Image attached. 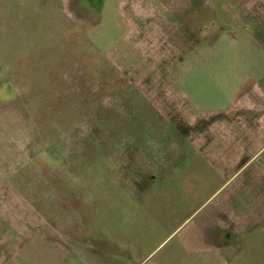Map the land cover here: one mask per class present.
Returning a JSON list of instances; mask_svg holds the SVG:
<instances>
[{
	"label": "rangeland",
	"instance_id": "rangeland-1",
	"mask_svg": "<svg viewBox=\"0 0 264 264\" xmlns=\"http://www.w3.org/2000/svg\"><path fill=\"white\" fill-rule=\"evenodd\" d=\"M72 3L0 0V260L264 264L253 187L204 202L178 185L164 95L191 59L176 20L130 26L141 11L123 0Z\"/></svg>",
	"mask_w": 264,
	"mask_h": 264
},
{
	"label": "crops",
	"instance_id": "crops-1",
	"mask_svg": "<svg viewBox=\"0 0 264 264\" xmlns=\"http://www.w3.org/2000/svg\"><path fill=\"white\" fill-rule=\"evenodd\" d=\"M60 2L67 8L73 2L76 10H83L80 0ZM123 2L126 10L141 11L140 23L130 22V26L159 28L171 19L176 20L174 43L179 50H189L187 58L191 61L172 68V93L164 95L173 102V163L189 177L183 182L179 180L178 185L192 190L190 195L199 188L204 192V202L223 187L234 186L229 196L253 187L251 202L262 207L264 0ZM94 5L100 13L105 0H94ZM224 211L232 218L246 217H240L235 208ZM253 216L264 218V214ZM0 264H5L4 260Z\"/></svg>",
	"mask_w": 264,
	"mask_h": 264
}]
</instances>
